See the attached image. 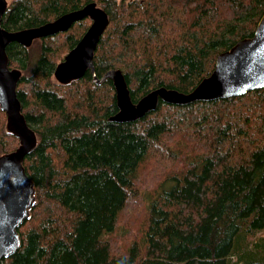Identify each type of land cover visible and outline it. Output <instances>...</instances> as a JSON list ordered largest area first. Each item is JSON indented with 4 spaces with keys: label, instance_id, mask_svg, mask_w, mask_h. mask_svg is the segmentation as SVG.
Here are the masks:
<instances>
[{
    "label": "trees",
    "instance_id": "trees-1",
    "mask_svg": "<svg viewBox=\"0 0 264 264\" xmlns=\"http://www.w3.org/2000/svg\"><path fill=\"white\" fill-rule=\"evenodd\" d=\"M96 2L110 23L95 73L54 76L91 19L12 42L17 92L36 131L24 160L35 182L21 247L2 264H264V88L186 104L160 100L129 122L104 75L123 71L132 100L192 91L217 56L254 35L264 0H9L1 24L35 27ZM35 54V56H34ZM0 108V155L19 139Z\"/></svg>",
    "mask_w": 264,
    "mask_h": 264
},
{
    "label": "water",
    "instance_id": "water-1",
    "mask_svg": "<svg viewBox=\"0 0 264 264\" xmlns=\"http://www.w3.org/2000/svg\"><path fill=\"white\" fill-rule=\"evenodd\" d=\"M8 5L9 0H0V108L7 116V130L19 139V145L13 151L0 155V264L22 245L19 228L30 218L36 198L35 182L27 174L24 160L38 142L36 131L22 111L17 92L23 72L10 66L7 47L12 42L29 47L35 39L66 32L75 22L89 17L92 22L82 38L55 67V78L66 84L81 78L90 68L95 73V51L110 23L105 9L96 2H90L42 25L9 31L1 24ZM104 78H110L115 87L119 110L110 120L116 122L136 120L154 110L160 100L186 104L264 88V15L254 35L221 52L211 74L188 93L161 86L134 102L122 70H110Z\"/></svg>",
    "mask_w": 264,
    "mask_h": 264
},
{
    "label": "rangeland",
    "instance_id": "rangeland-1",
    "mask_svg": "<svg viewBox=\"0 0 264 264\" xmlns=\"http://www.w3.org/2000/svg\"><path fill=\"white\" fill-rule=\"evenodd\" d=\"M92 22V21H91ZM91 22H90V24H91ZM39 45H40V43H39V41H35V42H33V45H32V49H33V52H35L36 50H37V48L39 47ZM68 53V51L66 52V53H64V57H65V55ZM34 56H35V54H34ZM58 63H59V61H58ZM239 264H242V263H239Z\"/></svg>",
    "mask_w": 264,
    "mask_h": 264
}]
</instances>
